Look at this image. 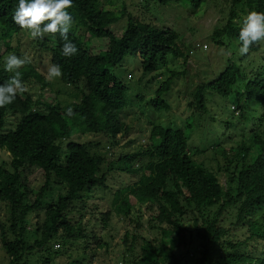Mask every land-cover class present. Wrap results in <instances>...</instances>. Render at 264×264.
Here are the masks:
<instances>
[{
    "label": "trees",
    "instance_id": "1",
    "mask_svg": "<svg viewBox=\"0 0 264 264\" xmlns=\"http://www.w3.org/2000/svg\"><path fill=\"white\" fill-rule=\"evenodd\" d=\"M159 1L194 13L210 0ZM216 1L228 10L218 37L227 33L239 41L242 14L264 12V0ZM110 2L73 0L68 39L59 33L40 39L51 64L63 73L58 91L68 86L69 94L80 98L69 107L71 116L62 97L49 102L42 92H33L35 84L44 88L52 82L25 65L18 71L27 91L0 108V243L8 264H28L32 255L37 264H52L54 258L92 244L104 248L105 255L114 253L118 229L124 231L116 242L122 246L117 252L123 253L117 264H264V54L258 57L264 41L253 44L246 55L233 54L222 73L205 79L193 95L197 107L206 110L209 95L220 100L231 94L234 109L242 110L238 118L224 119L219 130L204 127L197 113L182 124H169L172 118L163 125L153 121L148 142L130 148L134 139L127 141V136L137 130L122 118L132 84L115 68L130 55L139 58L145 72H155L168 64L170 55L173 61L186 55L174 28H159L126 8L117 11L114 3L107 7ZM18 4L0 0V84L13 76L6 75L1 55L25 31L13 21ZM124 18L127 24L119 36L113 24ZM49 36L56 39L55 48L47 46ZM212 38L219 43L214 34ZM69 41L78 48L71 57L62 54ZM176 72V67L164 69L172 75L151 99L153 108L167 109L168 115L172 107L165 95ZM142 94L137 96L143 99ZM203 128L215 135L223 131V141H215L209 151L211 160L218 159L216 170L205 159L198 162L189 146L194 132ZM90 134L97 138L81 140ZM227 141L232 144L225 146ZM108 143L116 153L103 151ZM36 168L43 171L44 181L33 188L22 175ZM117 172L130 180H120L114 199L118 205L111 207L106 197L94 196L113 187L108 179ZM58 242L61 248H55ZM100 254L96 251L90 263ZM73 264L84 263L76 259Z\"/></svg>",
    "mask_w": 264,
    "mask_h": 264
},
{
    "label": "rangeland",
    "instance_id": "2",
    "mask_svg": "<svg viewBox=\"0 0 264 264\" xmlns=\"http://www.w3.org/2000/svg\"><path fill=\"white\" fill-rule=\"evenodd\" d=\"M111 1L112 3L110 2L107 7H111L114 3V6L112 7H114L117 11H122L126 8L134 16L154 21L159 28H162V26L174 28L179 33L178 41L186 55V57L181 56L175 61H173V56L170 55L168 64L165 67L163 66L159 71L155 72H145L139 58H135L130 55H128L124 61H122L115 68V71L121 75L123 79L132 84V87L126 94L128 105L123 109L122 119L137 131L135 134H129L127 136V141L129 139H134L132 144L127 145L128 147L132 148L136 145H140L142 143L146 144L148 142L149 135L151 133L150 131L154 125L153 121H155L156 124L163 125L166 123L167 119L172 118L174 121L169 124L175 125L178 122L179 124H182L183 120L189 116V114L197 113L200 116V122L203 123L204 127H213V129L215 127L219 130L226 125L224 119L226 121H231L239 117L242 110L239 108L234 109V102L231 99V94L230 96L225 97V99L220 100L215 98V95H209L206 110L199 109L196 105L195 98H193V95L197 92L196 87L207 79L211 80L216 76H219L226 68L229 58L232 57L233 54L236 55L239 52L240 45H238V40L229 38L227 33L225 36L218 37V30L224 24V20L222 18L226 16L228 10L222 9V5L216 0L208 1L194 13L190 9L185 10L181 7H173V4L162 5L159 0ZM227 2H229V0H227ZM246 8L249 10L248 7ZM247 12H244L243 14L241 13L243 18L246 17ZM233 13L236 15L235 9L233 10ZM126 24V18L113 24V27L117 28L116 32L119 36L123 34ZM81 28L82 26L78 25V34L81 32ZM213 34L219 43L214 41L212 38ZM85 38L87 40V35ZM97 40L98 39L92 40V47L95 46ZM56 42L57 41L54 37L49 36L47 46L55 48L57 46ZM11 43L13 49L3 53L4 60H6L7 56L10 54H16L21 58L26 56L30 59L31 64L27 65L28 63H26L25 67L29 68L33 66L36 69H39L45 79L52 82V86L47 83L48 87L45 86L44 88L35 84L33 88L34 93L42 92L43 98L49 102L54 100L59 101L60 97H62L61 101L64 107L67 108L71 107L74 101L80 99L72 96L73 94H69L70 88L68 86H64L61 91H58V89L63 85L58 82V77L49 76V69L52 66L50 53H46L45 50H43L44 48L41 47L42 42L39 38L32 39L27 31H23L20 35H15ZM204 44L207 45V48H203ZM263 54L264 48L260 50L258 57H262ZM174 67L177 69V74L173 80L170 92L165 95V98L170 102L172 107L168 115L167 109L158 110L155 107L153 108L151 106V99L155 96V90L161 85L162 81L172 75V73L168 75L164 73V69L169 70L174 69ZM9 73L14 75V72ZM162 76H164V78L161 80L160 78ZM30 83L32 82L30 81L29 84ZM138 93H143V99L137 96ZM229 107L232 114L228 116ZM242 109L246 110V105ZM260 112H262L261 109ZM216 119L223 120L222 122L217 123ZM85 137H88L86 140H89L96 137V135L90 134L87 136H81V140H84ZM222 137L223 131L219 135H215L214 131L211 133L208 129L204 128L203 132L200 130L195 131L189 141V146L193 149V153H195L194 158L198 162L205 159L210 169L216 170L218 167V159H215L214 161L211 160L210 157L212 154L209 153V151L212 149V145H215V141H223ZM121 143L125 144V140L121 141ZM229 144H232V141H227L225 146H228ZM108 149H111L112 151L109 155L117 152V148L113 149L110 143H108L107 147L104 148L103 151L106 152ZM200 149H208V151L201 153ZM7 155L8 152L3 154L4 157H7ZM112 159L114 158L108 157L107 161H111ZM104 170L106 171L107 169ZM22 176H24L22 178L24 180L26 179V181L30 183L33 188L34 183L41 185L44 181L43 171L39 168H36L33 171H24ZM126 176L127 175L122 177L117 172L114 177H110V179H108V182L112 184L113 187H108L105 189L104 193L99 190L97 192V196L94 197L99 198L104 196L111 207L117 206L118 203H114L115 190L119 187L120 180H125V178H127V182H129L130 178ZM135 178L137 179L138 175H136ZM0 217H2L1 204ZM117 231L114 243L112 244V247L116 249L114 253L111 252L105 255L103 252L105 251L104 248L99 246L96 247L93 244L88 247L83 245L81 246L82 248L71 250L67 255H61L54 258L52 264H73V261L76 259H80L84 264L121 263L123 261V253L121 254L120 252H117V250L122 249V246L117 245L116 242L119 240L124 229H118ZM87 239L91 242L92 238ZM80 242L82 241L80 240L79 243ZM92 242H95V240H92ZM250 245V247H252L253 243ZM96 251L99 253L102 251V254L98 255L97 259L90 263L91 256ZM260 251L261 250L259 248L258 253ZM37 259L38 258L34 255L30 256L28 264H37ZM8 262L6 253L0 243V264H8Z\"/></svg>",
    "mask_w": 264,
    "mask_h": 264
},
{
    "label": "clouds",
    "instance_id": "3",
    "mask_svg": "<svg viewBox=\"0 0 264 264\" xmlns=\"http://www.w3.org/2000/svg\"><path fill=\"white\" fill-rule=\"evenodd\" d=\"M73 6V0H19L13 21L21 29L27 31L32 39H43L46 34L55 36L59 33L64 40H67L73 25V17L68 9ZM239 41L241 55H246L253 44L264 41V12L251 11L246 15L239 32ZM77 53V46L70 41L62 47L64 56L71 57ZM30 62L26 56L24 58L16 54L7 56L4 64L5 73L9 75V72H14V75L7 82L0 84V108L14 103L18 93L27 91L18 69ZM62 75L59 65H52L49 69L50 77H61ZM67 114L71 116L73 110L69 108ZM58 188L59 185H57ZM56 244L55 248H57Z\"/></svg>",
    "mask_w": 264,
    "mask_h": 264
},
{
    "label": "built area",
    "instance_id": "4",
    "mask_svg": "<svg viewBox=\"0 0 264 264\" xmlns=\"http://www.w3.org/2000/svg\"><path fill=\"white\" fill-rule=\"evenodd\" d=\"M203 48H207V45H206V44H204V45H203ZM60 246H61V244H60V243H57V244H56V247H57V248H59Z\"/></svg>",
    "mask_w": 264,
    "mask_h": 264
}]
</instances>
